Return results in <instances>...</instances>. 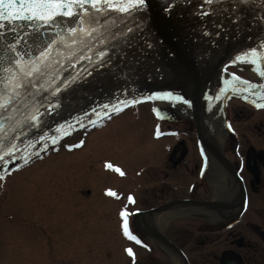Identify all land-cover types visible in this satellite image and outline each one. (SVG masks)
Instances as JSON below:
<instances>
[{"label": "flooded vegetation", "instance_id": "1", "mask_svg": "<svg viewBox=\"0 0 264 264\" xmlns=\"http://www.w3.org/2000/svg\"><path fill=\"white\" fill-rule=\"evenodd\" d=\"M253 48L247 67L213 56L198 62L194 109L193 80L180 86L185 102L172 124H184L186 135L177 136L182 127L166 126L172 140H154V153L143 163L156 166L152 186L140 185L149 199L133 224L139 249L149 256L142 264H160L159 255L175 264H264V45ZM173 201H184L170 210L179 214L161 223L149 214ZM12 246L20 251L16 238Z\"/></svg>", "mask_w": 264, "mask_h": 264}, {"label": "rangeland", "instance_id": "2", "mask_svg": "<svg viewBox=\"0 0 264 264\" xmlns=\"http://www.w3.org/2000/svg\"><path fill=\"white\" fill-rule=\"evenodd\" d=\"M152 118L151 103L146 101L61 138L55 148L48 147L37 158L20 157L10 166L19 167L16 171L2 168L0 264L146 261L149 256L123 235L117 214L145 207L149 199V194L142 195L139 189L141 184L147 189L153 184L151 169L156 163L143 164L154 153V140L148 138ZM170 124L182 127L177 136L186 135L184 124ZM161 125L167 130L164 123ZM170 137L163 136L160 143L165 145ZM103 162L118 166L115 169L123 174L106 170ZM28 233L27 239L21 237ZM14 238L20 245L18 253L11 251ZM126 249H131L132 255ZM156 259L160 264L173 263L163 255Z\"/></svg>", "mask_w": 264, "mask_h": 264}, {"label": "water", "instance_id": "3", "mask_svg": "<svg viewBox=\"0 0 264 264\" xmlns=\"http://www.w3.org/2000/svg\"><path fill=\"white\" fill-rule=\"evenodd\" d=\"M167 4L169 0H147L142 11L131 14L110 9L93 20L91 24L93 31L90 33L73 34V39L63 36L64 40L69 43L65 52L55 59L69 56L76 61L77 57L83 58L84 56V60L81 59L78 65L83 64L84 69L81 71L90 76L91 69L101 65V57L98 53L104 52L103 65H101L104 69L88 81L76 85L71 98L66 96L69 101L58 103L54 109L45 110L36 121L19 123L20 118L25 114V109L29 107L31 110L32 108L33 110L41 109L42 93L45 92L46 100L49 99L53 79L35 85L34 96H22L20 97L22 99L11 97V100L9 97L8 101L0 105V154L17 147L15 142L19 144L29 136L39 135L40 128H43L47 122L53 119H58V122L72 111L78 112L77 106L90 110L105 103L117 87L138 90L155 89L156 71L157 77L169 78L173 70H178V78L175 75L177 79L175 84L177 82L178 85L193 80L192 96L195 99L198 95L200 76L194 66V62L197 65L198 61L193 62V57L197 56L200 50L209 48L211 52L217 53L222 49L221 45L223 49L230 46L231 48L222 53V58H224L238 49L249 46L252 40L264 35V0H246L245 3H241V0H215L211 5L204 4L203 7H201L202 0H171L169 11L166 12L164 8ZM198 11H206L210 14L202 17L195 14ZM5 16H7L6 12ZM102 19L105 21H101ZM32 24L33 21L16 19L2 23L9 29L18 31H25ZM121 31L125 33L121 34ZM15 34V32H8L0 36V81L7 79L9 85L16 82L15 77L17 76L13 67L11 69L12 58L14 57L13 61L19 58L24 60L25 57L22 56L25 51L30 48L40 49L34 46L39 43L27 45L21 49L20 42L15 41L19 39L15 37ZM115 37H117L115 42L104 45L100 50H95L98 44L107 39H115ZM211 40L213 42L209 43ZM39 41L42 45L48 44V40L40 39ZM91 51L93 53L86 56ZM33 56L38 57L37 54ZM36 62L32 59L30 63L27 59L25 65L33 69L32 66ZM68 64L70 68L74 67L73 64ZM189 71H193L191 75ZM49 74L50 78H53L55 72ZM66 81V77H63L61 83ZM61 83H55L54 88L61 87ZM3 90L0 83V94ZM24 105L28 107L21 110L20 107ZM55 112L57 114L54 116ZM16 124H20L18 128H15ZM12 125L14 128L11 127ZM5 127L6 130H4ZM177 204L178 202L168 204L152 212Z\"/></svg>", "mask_w": 264, "mask_h": 264}, {"label": "snow or ice", "instance_id": "4", "mask_svg": "<svg viewBox=\"0 0 264 264\" xmlns=\"http://www.w3.org/2000/svg\"><path fill=\"white\" fill-rule=\"evenodd\" d=\"M215 0H202L201 7L204 4L211 5ZM246 0H241V3H245ZM147 4V0H120V2H113V0H0V17L7 19L9 22L12 20H26V21H34L40 24L49 25L56 23L57 17H65V18H73V17H81L78 21L80 25L79 28L70 27L68 29L71 33L81 32H91L93 29L91 28L90 23H86L83 19L85 13L88 14L89 21L92 19L93 12H103L105 8L115 9L120 13L131 14L133 12L142 11ZM171 4V0H169V4H167L164 8V11H169V5ZM5 12L7 16H5ZM199 16H206L210 13L206 11H198L195 13ZM52 43H55L53 41ZM52 45L50 44L48 47L50 48ZM249 51L256 53L257 49L253 48ZM43 56V53H41ZM101 57V65H103V57L104 52L98 53ZM240 57L238 56L237 59ZM35 66H33L34 68ZM28 75H31V71L27 72ZM70 86L68 82H65V87ZM14 87H19V84H15ZM61 89L58 87L56 89V93H60ZM2 103V101H0ZM110 105H105L104 107H109ZM115 110V109H114ZM38 111V110H37ZM37 116L33 115L32 120L36 121ZM11 151V150H9ZM107 167H111V165H106ZM131 199V197L129 198ZM123 216L124 213H121ZM124 234L131 240H135L136 243H140L139 240L136 239L135 236L131 235L125 227ZM129 255H132L131 249H126Z\"/></svg>", "mask_w": 264, "mask_h": 264}, {"label": "bare ground", "instance_id": "5", "mask_svg": "<svg viewBox=\"0 0 264 264\" xmlns=\"http://www.w3.org/2000/svg\"><path fill=\"white\" fill-rule=\"evenodd\" d=\"M161 104H164V103H161ZM179 213H180L179 211H166V212H163L160 215L156 216L155 220L158 223H161V222L165 221L166 219H168V218H170L176 214H179Z\"/></svg>", "mask_w": 264, "mask_h": 264}]
</instances>
